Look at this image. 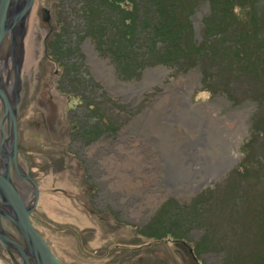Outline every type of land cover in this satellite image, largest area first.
<instances>
[{
  "label": "rangeland",
  "instance_id": "rangeland-1",
  "mask_svg": "<svg viewBox=\"0 0 264 264\" xmlns=\"http://www.w3.org/2000/svg\"><path fill=\"white\" fill-rule=\"evenodd\" d=\"M77 5L76 0H33L23 39L21 89L13 65L3 66L13 80L16 164L38 186L31 221L62 264H221L219 252L198 255L197 262L180 242L156 240L141 229L168 197L187 202L210 188L211 217L218 221L219 233L225 232L230 205L220 197L233 184L237 187L233 192L246 197L264 187V176L253 175L264 170L261 165H249L243 174V145L247 144L246 152L257 155L264 148L261 131L251 127L253 119L264 117V102L254 100L256 83L243 79L244 75L229 80L214 66L205 76L197 65L162 63L149 72L144 66L137 77L123 78L110 58L97 51L106 65L96 69L102 84L83 60L84 47L81 54L66 59L72 70L67 78L60 62L45 53L43 38L49 25L52 31L57 28L59 14L76 25ZM258 5L264 12V0ZM42 6L49 9V24L41 18ZM206 12L207 2L200 1L191 14L195 37H200ZM65 38L74 45L82 40L74 35ZM5 48L0 47V56L7 55ZM122 81L130 83L122 85ZM94 111L114 128L88 139L80 134L81 126L97 119ZM3 113L0 98V116ZM3 131L4 139L10 140L7 114ZM1 145L0 134V156ZM13 179L30 203L31 182L21 174ZM0 205L1 228L25 245L16 223L8 218L9 206ZM199 229H192V236ZM1 248L0 244V264H21L15 250ZM30 262L37 264L33 256Z\"/></svg>",
  "mask_w": 264,
  "mask_h": 264
},
{
  "label": "trees",
  "instance_id": "trees-1",
  "mask_svg": "<svg viewBox=\"0 0 264 264\" xmlns=\"http://www.w3.org/2000/svg\"><path fill=\"white\" fill-rule=\"evenodd\" d=\"M200 1L207 2L208 12L202 17L198 38L194 35L191 14ZM76 2V25L74 21L62 20L60 14L56 18L59 25L54 29L53 54L58 58H70L81 52L75 41L63 43L65 35L77 39L88 36L123 78L137 77L141 68L158 63L197 65L205 76L211 72L207 68L214 66L226 72L229 80L244 75L243 79L256 83L254 100L264 102V12L258 7L259 0ZM94 112L97 119L81 126L80 134L88 139L114 128L109 119L101 122L98 111ZM252 121V130H260L264 137V117ZM252 139L250 135L248 141ZM244 145L243 174L249 165L264 167V148L257 155L254 151L246 152ZM253 175L263 177L264 170L258 173L255 170ZM236 188L233 184L228 194L220 197H225L222 201L230 205L229 216L224 219L229 227L225 232L219 233L220 227L215 226L218 221L211 217L214 196L206 188L187 202L173 196L165 199L142 226V234L156 240L180 242L197 262L201 254L215 251L222 254L221 264H264V187L250 191L247 197L233 192ZM195 228H200L199 233L192 236Z\"/></svg>",
  "mask_w": 264,
  "mask_h": 264
},
{
  "label": "water",
  "instance_id": "water-1",
  "mask_svg": "<svg viewBox=\"0 0 264 264\" xmlns=\"http://www.w3.org/2000/svg\"><path fill=\"white\" fill-rule=\"evenodd\" d=\"M33 0H0V45L7 30H10V34L12 33L13 37H18L23 35V24L26 20L28 11L32 5ZM41 16L43 19H47L48 17V9L46 7H42ZM88 38L85 39L86 43H88ZM93 45L87 44L86 54L87 59L89 60L88 49H91L95 52ZM100 59V58H99ZM101 62L105 60L100 59ZM158 65H147L144 67L145 72L150 69L157 67ZM164 68V65H160ZM159 66V67H160ZM92 74L102 84H104L103 79L98 76V72L95 69H92ZM15 76H19V66L15 68ZM144 77V76H143ZM145 78V77H144ZM141 80V82H143ZM140 82V81H139ZM138 81H134L133 83H138ZM105 86V85H104ZM0 98L3 106V114L0 116V134H1V142L4 141V131H3V121L5 115L9 116V129L11 134L10 141V150L8 152L7 157L5 158V163L7 164L4 169L0 171V203L7 204L10 210L11 215L8 218L13 220L23 237L25 238V245L20 243L18 240L9 237L8 234L5 233L3 228L0 225V241L6 243L8 242L15 250L18 252L21 258V264H30V257H34L37 264H62L61 261L57 258V256L52 253L50 246L48 245L45 238L33 224L30 218L31 210L36 205L37 195H38V186L34 178L24 173L19 172L16 164V151H17V124H16V116H15V104L10 102L11 105L7 102L6 94L0 88ZM11 100V98H10ZM12 160L19 174H21L24 178L28 179L32 186V201L30 203H26L23 195L20 191L15 187L14 183L11 181L8 173V165ZM29 251V252H28ZM31 253V254H30Z\"/></svg>",
  "mask_w": 264,
  "mask_h": 264
},
{
  "label": "flooded vegetation",
  "instance_id": "flooded-vegetation-1",
  "mask_svg": "<svg viewBox=\"0 0 264 264\" xmlns=\"http://www.w3.org/2000/svg\"><path fill=\"white\" fill-rule=\"evenodd\" d=\"M42 7H41V9H42ZM27 18H28V14H27L26 19ZM41 18H42V16H41ZM49 19H50V15H49V9H48V17H47V19H43L42 18V20H44L45 22H47L49 24L50 23ZM58 22L59 21H56L55 26L56 25H59ZM49 26L50 27L47 29V31L45 33V36L43 38L44 43H45V46H44L45 53L47 54V56L49 57V59H51L53 61L56 59L58 63L60 62V64L62 65L61 67H63L62 70L65 69V70H68L69 71L68 73H66L67 78H69V76L71 75V72H72V70H70L71 67H70L69 63L66 60V59H69V57H65L64 56V58H61V56H59V58H58L55 55V53L53 54V47H55V45H56V40H54V37H55L54 36V32L55 31L54 30L52 31L53 28H52L51 25H49ZM27 28H28L27 27V20H25V22L23 24V35L21 36V38H20V36L14 38L13 35H12V33L10 34V30H7V32H5V35L3 36V39L1 41L0 47L2 45H6V48H5L4 51L7 52V55L6 56H4V55L0 56V72H1L0 73V88L4 90V92L6 93V96L8 97L9 100H10V96H11V94L13 92V89L11 87V84H12L13 80H12V78L7 77L6 73L3 71V66L4 65L10 66L12 64L13 67H14V75H15V68L19 66V76L18 77L15 76V77L18 79V81H19V87H20V72L22 70L21 69V63L23 61V54H24L23 39H24V36L26 34V29ZM47 37H48V39H47ZM86 38H89V37L88 36H84L82 38V40L77 43L78 44V47L80 48L81 51H82L83 47L84 48H87V44L93 45L92 42L89 43V41H88V43H86V41H85ZM65 39H64L63 43L67 44V40L68 39H66V40ZM70 44H72V42ZM93 48H94L95 53H96L97 52V49L95 47H93ZM49 51L51 53H49ZM93 52H94L93 50L88 49L89 60H87V54L85 52H84V57H83V60H84V62L86 61V66H87V68H88V70H89V72L91 74H92V72H91L92 69H95V70L96 69H99L100 66L101 67H106L105 63H100L99 65L96 64L95 59H96V61L98 60L97 59V56L98 55L97 54L94 55ZM75 61L76 60H74V62ZM109 66H111V65L109 64ZM75 76H76V74H75ZM118 82H119V80H118ZM122 82H124V81H122ZM21 88H22V86L20 87V89ZM76 97H77V94H76ZM16 123H17V121H16ZM6 145H7V147H6ZM9 150H10V141H9V139H4V141L2 142V145H1V153H2V155L0 156V162H1L0 171L2 169H4V167L7 165L5 163V158L7 157ZM9 167H10V168H8L9 169L8 173L10 172L9 177L11 176L10 177L11 178V181L14 183L13 176L15 174L18 177L19 176V173H18V171H17V169H16V167H15V165L13 163H12V167L11 166H9ZM19 169H21V167H19ZM12 172L14 173L13 176H12ZM15 182H16V179H15ZM0 210H2V206L1 205H0ZM12 238H14V237H12ZM0 244H1V247H2L1 249H5L6 251H8L9 249L10 250L11 249L12 250H15V248H13L8 242L4 243V242L0 241Z\"/></svg>",
  "mask_w": 264,
  "mask_h": 264
},
{
  "label": "bare ground",
  "instance_id": "bare-ground-1",
  "mask_svg": "<svg viewBox=\"0 0 264 264\" xmlns=\"http://www.w3.org/2000/svg\"><path fill=\"white\" fill-rule=\"evenodd\" d=\"M93 53H94V55H96V53H95V52H93ZM97 59L99 60V62H101V60L99 59V57H98V56H97ZM3 61H4V60H3ZM101 63H104V62H101ZM109 68H111V67H109ZM153 69H154V68H153ZM153 69H150V70H153ZM0 73H1V72H0ZM126 83H130V82H120V84H122V85H123V84H126ZM135 84L139 85V84H141V83L139 82V84H138V83H135ZM4 89H5V88H4ZM2 91L4 92V90H3V89H2ZM4 93H5V92H4ZM5 94H6V93H5ZM6 97H7V96H6ZM7 102H8V104H9V105H11V104H10V102H12V101H11V100H9V99H8V97H7ZM4 145H5V144H4ZM6 147H7V145H6ZM18 170H19V172H20V173H22V172H23V170H22V169H19V168H18Z\"/></svg>",
  "mask_w": 264,
  "mask_h": 264
}]
</instances>
